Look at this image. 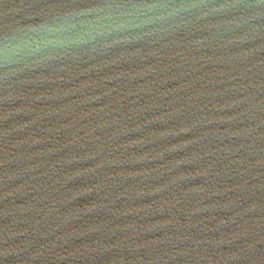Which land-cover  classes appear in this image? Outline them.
<instances>
[{
	"label": "water",
	"instance_id": "obj_1",
	"mask_svg": "<svg viewBox=\"0 0 264 264\" xmlns=\"http://www.w3.org/2000/svg\"><path fill=\"white\" fill-rule=\"evenodd\" d=\"M0 264H264V0H0Z\"/></svg>",
	"mask_w": 264,
	"mask_h": 264
}]
</instances>
